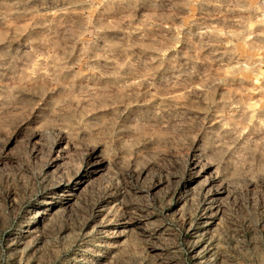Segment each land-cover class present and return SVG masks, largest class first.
I'll use <instances>...</instances> for the list:
<instances>
[{
	"label": "rangeland",
	"instance_id": "rangeland-1",
	"mask_svg": "<svg viewBox=\"0 0 264 264\" xmlns=\"http://www.w3.org/2000/svg\"><path fill=\"white\" fill-rule=\"evenodd\" d=\"M0 264H264V2L0 0Z\"/></svg>",
	"mask_w": 264,
	"mask_h": 264
},
{
	"label": "built area",
	"instance_id": "built-area-1",
	"mask_svg": "<svg viewBox=\"0 0 264 264\" xmlns=\"http://www.w3.org/2000/svg\"><path fill=\"white\" fill-rule=\"evenodd\" d=\"M262 2H264V0H261Z\"/></svg>",
	"mask_w": 264,
	"mask_h": 264
}]
</instances>
